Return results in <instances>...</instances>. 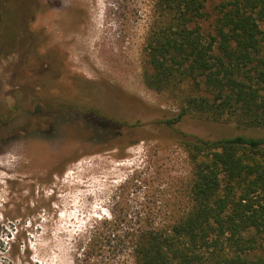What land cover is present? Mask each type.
<instances>
[{"label": "rangeland", "instance_id": "1", "mask_svg": "<svg viewBox=\"0 0 264 264\" xmlns=\"http://www.w3.org/2000/svg\"><path fill=\"white\" fill-rule=\"evenodd\" d=\"M154 1L0 0V264H98L81 247L110 210L173 203L189 165L160 127L178 111L174 99L143 81ZM114 90L140 127L116 134L74 107L43 108L69 99L113 112ZM179 128L211 140L263 134L193 116Z\"/></svg>", "mask_w": 264, "mask_h": 264}, {"label": "trees", "instance_id": "2", "mask_svg": "<svg viewBox=\"0 0 264 264\" xmlns=\"http://www.w3.org/2000/svg\"><path fill=\"white\" fill-rule=\"evenodd\" d=\"M214 2L155 0L142 53L147 88L169 93L178 107L160 127L187 155L188 174L177 179L173 203L134 216L126 202L118 213L110 210L81 247L83 261L264 264V0ZM93 83L85 87L90 98ZM116 90L121 105L113 112L69 99L37 103L74 107L98 125H113L116 134L140 127L123 112ZM190 116L263 134L205 139L179 128Z\"/></svg>", "mask_w": 264, "mask_h": 264}]
</instances>
